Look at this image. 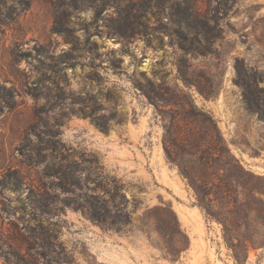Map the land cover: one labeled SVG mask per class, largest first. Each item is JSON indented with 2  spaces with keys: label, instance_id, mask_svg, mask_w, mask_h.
Masks as SVG:
<instances>
[{
  "label": "rangeland",
  "instance_id": "obj_1",
  "mask_svg": "<svg viewBox=\"0 0 264 264\" xmlns=\"http://www.w3.org/2000/svg\"><path fill=\"white\" fill-rule=\"evenodd\" d=\"M74 1L28 0L24 9L0 0V86L17 95L0 113V264H15L14 253L30 264H235L221 227L167 160L164 124L141 89L188 93L244 166L264 174V121L234 83L237 59L264 78V23L252 28L264 0H235L213 57L186 53L177 23L186 2L205 10L206 0ZM180 72L216 96L186 86ZM11 171L19 191L3 185ZM93 196L107 225L78 209ZM166 205L186 236L177 262L157 231L171 218L154 209ZM246 264H264V252Z\"/></svg>",
  "mask_w": 264,
  "mask_h": 264
},
{
  "label": "trees",
  "instance_id": "obj_2",
  "mask_svg": "<svg viewBox=\"0 0 264 264\" xmlns=\"http://www.w3.org/2000/svg\"><path fill=\"white\" fill-rule=\"evenodd\" d=\"M72 7L78 3L72 0ZM105 3V0H102ZM206 9L186 2L182 16L177 21L185 30L183 50L195 52L202 57L217 55L215 44L221 36L220 23L226 19V11L233 7L235 0H206ZM216 6H213V3ZM24 9H28V0H20ZM223 11V14H221ZM252 22V16L248 17ZM264 19L253 23V31ZM246 25V26H247ZM190 35L192 37H190ZM234 83L241 89L246 108L264 121V83L263 75L248 68L244 61L235 62ZM186 86H196L206 98L216 96L212 84L205 86L194 80L189 72H180ZM201 81V80H200ZM0 113L5 108L14 109L16 94L11 88L0 86ZM148 101L153 104L161 116L164 127L163 147L167 160L177 167L179 174L193 190L197 206L210 222L221 227L222 239L230 251L235 264H246L253 252H264V174H258L246 168L232 152L226 142L217 120L210 113L198 109L188 93L175 90V100L166 94L154 90L141 89ZM103 130L107 124L98 123ZM22 180L17 171L4 175L3 185L13 191L21 189ZM87 206H80L95 223L108 224V217L98 198L92 197ZM167 210L171 220L157 226V231L166 242L167 254L172 262L180 260L182 250L176 248L179 236H184L180 222L170 206L157 207L154 211ZM117 227L116 222L110 224ZM162 226V228H161ZM27 241V240H26ZM28 243V242H27ZM15 264H30L13 254Z\"/></svg>",
  "mask_w": 264,
  "mask_h": 264
},
{
  "label": "bare ground",
  "instance_id": "obj_3",
  "mask_svg": "<svg viewBox=\"0 0 264 264\" xmlns=\"http://www.w3.org/2000/svg\"><path fill=\"white\" fill-rule=\"evenodd\" d=\"M161 175H162V174H161ZM166 180H167V179H166ZM166 180H165V182H166ZM174 186H175V184H174ZM195 210H197V212L200 211L198 208H195ZM179 213H180V216H181L182 221L185 222V221H186V216H185L183 210H182V209H179Z\"/></svg>",
  "mask_w": 264,
  "mask_h": 264
},
{
  "label": "crops",
  "instance_id": "obj_4",
  "mask_svg": "<svg viewBox=\"0 0 264 264\" xmlns=\"http://www.w3.org/2000/svg\"><path fill=\"white\" fill-rule=\"evenodd\" d=\"M199 212V211H198Z\"/></svg>",
  "mask_w": 264,
  "mask_h": 264
}]
</instances>
